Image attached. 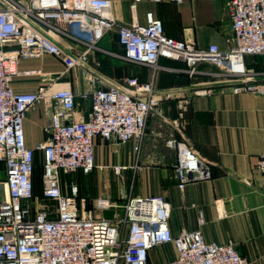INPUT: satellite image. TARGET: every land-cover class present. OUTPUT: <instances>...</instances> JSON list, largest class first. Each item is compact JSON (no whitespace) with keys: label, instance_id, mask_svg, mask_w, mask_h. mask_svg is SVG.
Returning <instances> with one entry per match:
<instances>
[{"label":"built area","instance_id":"obj_1","mask_svg":"<svg viewBox=\"0 0 264 264\" xmlns=\"http://www.w3.org/2000/svg\"><path fill=\"white\" fill-rule=\"evenodd\" d=\"M137 1L130 2L131 21L121 23L111 14L110 0H0V164L4 171L0 179V264H149L150 251L168 244L174 255L165 264H249L230 239L205 241L200 229L173 234L170 204L161 195L129 197L122 215L107 218L102 211L117 206L107 195L95 198L94 209H86L76 200L74 183L69 186L70 194L63 191L61 173L81 170L89 174L94 168L95 136L132 141L139 153L147 117L160 114L154 90L155 71L162 67L160 57L184 62L190 76L230 77L234 93L264 95V78L254 79L244 63L247 55H264V0H228L233 42L227 50L216 43L197 47L167 36L162 21L152 12L146 14L145 23L138 22L134 15ZM113 29L122 57L147 65L151 79L141 83L128 77L121 85L93 89L85 119H73L75 96L68 87L49 93L44 86L35 92H15L11 87L13 76L19 73V60L51 55L60 58L68 71L85 65L90 49ZM65 39L85 49L78 54L66 52ZM204 63L213 69L202 70ZM206 92L194 90L195 94ZM42 99L57 106L45 128L47 139L28 147L24 118ZM187 102H178V116L172 120L175 127L181 125ZM166 145L176 151L174 174L179 189L210 177L208 164L185 141L168 139ZM37 153L42 162L40 199L32 180ZM255 168L264 175V154ZM113 169L118 173L121 167ZM41 200L45 203L37 205Z\"/></svg>","mask_w":264,"mask_h":264},{"label":"crops","instance_id":"obj_2","mask_svg":"<svg viewBox=\"0 0 264 264\" xmlns=\"http://www.w3.org/2000/svg\"><path fill=\"white\" fill-rule=\"evenodd\" d=\"M130 2L110 0L111 14L118 22L131 21ZM148 12L162 21L169 37L190 41L197 47L216 43L227 50L232 45L228 0L137 1L134 15L138 22L145 23ZM62 47L73 54L85 49L70 39H65ZM122 53L116 30H109L96 48L90 49L86 64L68 71H64L60 58L51 55L19 60V73L13 76L11 87L15 92H35L44 86L47 93L68 87L75 96L73 119L83 120L90 109L93 89L121 85L128 77H136L141 83L151 79L147 65L128 61ZM158 63L162 67L155 71L154 90L160 114L147 117L139 153L134 151L132 141L93 138L92 183L104 186V194L117 205L103 210V216L123 214L126 200L120 201L119 193L126 199L161 195L170 204L169 227L173 234L200 229L205 241L223 243L230 239L249 264H264V175L255 168L264 154V95L234 93L233 79L227 76H190L180 60L160 57ZM244 63L254 79L264 78V55H247ZM200 68L213 69L207 63ZM197 89L207 92L195 94ZM184 99L188 100L184 117L180 127H175L172 120L178 116V102ZM55 106L42 99L27 111L23 129L28 147L47 139L45 128ZM168 139L185 141L208 164L210 177L190 181L179 189L174 174L176 151L166 145ZM114 166H120V172L115 173ZM75 172L83 174L81 170ZM65 174L69 173L62 176ZM72 183L69 180L63 185L67 194ZM100 195L81 194L77 202L94 209V200ZM106 210L112 214L105 216ZM157 252L163 263L174 255L171 244L152 249L149 258H156Z\"/></svg>","mask_w":264,"mask_h":264},{"label":"rangeland","instance_id":"obj_3","mask_svg":"<svg viewBox=\"0 0 264 264\" xmlns=\"http://www.w3.org/2000/svg\"><path fill=\"white\" fill-rule=\"evenodd\" d=\"M121 170V169H120ZM115 172V171H114ZM120 172V171H119ZM116 173V172H115ZM4 176V171L2 169V167L0 166V179H2ZM41 176H42V162H41V156L40 153H37V160H36V169H35V195L38 196L40 193V189H41ZM69 180H73L74 184L77 186V192L80 193V195L82 194L83 196H92V195H97L99 193L104 194L106 192V188L104 186H98L95 183H92L91 180V174H82L79 172H72L69 174H65L64 176H62V173L60 174V181L62 183V185H65V181H69ZM113 188V187H112ZM80 195H78L77 200L80 201ZM39 197V196H38ZM118 197H120V201H124L127 199L125 198L126 196L122 193H119ZM123 198V199H122ZM40 199V197H39ZM122 199V200H121ZM45 203L44 200H41L38 202L37 205L43 204ZM46 203H48V201H46ZM112 214V212L109 211H105L104 215L108 216ZM164 246H160L158 248H163ZM157 257L155 258H149V264H165L162 261V256L160 254V252H157Z\"/></svg>","mask_w":264,"mask_h":264},{"label":"trees","instance_id":"obj_4","mask_svg":"<svg viewBox=\"0 0 264 264\" xmlns=\"http://www.w3.org/2000/svg\"><path fill=\"white\" fill-rule=\"evenodd\" d=\"M1 165V164H0ZM2 169H3V166L1 165ZM35 169H36V165H35ZM35 169H34V172H33V176H32V180H33V186H34V194H35ZM39 197H41V193H39L38 195Z\"/></svg>","mask_w":264,"mask_h":264}]
</instances>
